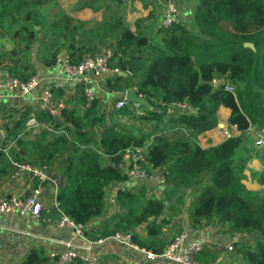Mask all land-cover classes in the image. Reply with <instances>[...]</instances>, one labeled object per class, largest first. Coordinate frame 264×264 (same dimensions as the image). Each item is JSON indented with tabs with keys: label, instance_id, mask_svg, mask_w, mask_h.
<instances>
[{
	"label": "trees",
	"instance_id": "trees-1",
	"mask_svg": "<svg viewBox=\"0 0 264 264\" xmlns=\"http://www.w3.org/2000/svg\"><path fill=\"white\" fill-rule=\"evenodd\" d=\"M148 20H136L133 31L119 11H109L100 22L81 21L59 9L55 0H0V37L13 46L0 55L1 60L29 55L41 33L57 43L43 53L46 67L56 64L65 47L76 62L85 52L94 53L95 47L86 43L115 41L112 67L127 72L137 57L140 61L130 78L114 75L106 80L107 86L123 94L134 88L147 100L149 107L140 105L143 115L136 117L140 124L159 125L170 118L171 126L183 131L170 138L144 135L141 126L137 135L135 129L123 128L118 119L130 114V102L113 111L110 119L96 98L90 107L64 108L61 123L40 110L37 120L52 123L55 132L42 128L33 134L24 127L11 128L9 149L0 151V174L9 171L8 156L19 163L50 167L64 155L66 183L57 194L62 211L86 226L105 216L107 189L114 183L121 185L117 212L85 235L94 242L131 233L135 245L156 255L163 254L176 236L165 238L163 229L173 219L165 217L167 211L185 205L184 191L199 190L188 208L191 227L197 230L218 223L226 233L256 235L253 242L243 238L234 242V248L243 264H264V191L250 189L244 182L249 161L244 158L245 143L253 132L258 138L256 130L264 127V0H196L192 27L173 25L153 34L148 32ZM9 73L21 78L14 68ZM131 76L139 79L131 81ZM216 76L225 77L235 95L223 84L213 86ZM177 103H186L197 113H174L172 106ZM221 107L230 110V136L203 148L197 138L218 127ZM151 141L147 160L164 169L163 199L148 194L146 182L127 186L128 176L119 167L125 149ZM197 259L209 264L214 255L203 251ZM48 260L35 249L22 264Z\"/></svg>",
	"mask_w": 264,
	"mask_h": 264
},
{
	"label": "crops",
	"instance_id": "crops-1",
	"mask_svg": "<svg viewBox=\"0 0 264 264\" xmlns=\"http://www.w3.org/2000/svg\"><path fill=\"white\" fill-rule=\"evenodd\" d=\"M55 1L59 9L64 10L73 18L81 21L100 22L109 11H119L124 17L125 23L133 31L135 30L136 20L149 17L146 24L149 27L148 32H150V34L157 31L164 9L169 3H173L176 6L181 24L186 27H192L191 21L196 4V0ZM0 38L2 42L9 43L6 38ZM86 44L88 47L97 48L96 52H102L108 47L114 49L116 45L115 41H107L104 43L100 41H90ZM56 46L57 43L50 35L41 33L36 45L29 55L18 56L14 59L2 62L1 65H3L4 68L8 71L14 68L17 75L21 78L32 73L31 77H35L38 81V86L29 95H21L18 92L14 93L7 89H0V123L8 132L13 127H18V129L24 127L26 131H31L33 134L38 133L42 129L35 130L32 127L28 129L27 124L39 113L42 95L49 90L55 93L53 104L56 105L63 100L67 107L77 109L84 108L85 100H83L82 85L67 79L60 65L55 64L51 67H46L43 64L42 57L44 51H52ZM64 53H67L66 47L61 50L60 55ZM111 77V74H104L99 78L91 79L88 83L89 86L93 88L96 99L100 100L107 119H110V115H112L113 111H116L114 106L123 97L122 92L115 91L107 86L106 80ZM125 78L128 79L130 77L128 75ZM128 109L130 110V114L120 116L118 121L123 126L125 123L130 124V126L135 129L134 134L136 135L140 126L142 127V133L144 135L154 133L169 137L170 135L181 136L183 133V131L178 130L177 127L171 126L168 122L170 118H166L165 122L159 125L149 122L140 124L136 117L143 115L139 114L140 112L143 113V108L138 107L136 103H132L128 105ZM219 115L220 123H222L223 126H218L216 129L198 136L197 140L201 147L208 148L218 145L225 140L226 137L223 134V130H229L227 120L230 116V110L221 107L219 109ZM59 117V115L54 117L57 123H61ZM47 125L50 132L54 133L53 124L48 123ZM23 133L24 129L21 130V135ZM253 133L251 135H253ZM154 134L152 136H154ZM11 144H13V142ZM64 164L65 156L62 155L49 167L54 178V183H36V181L26 173H21L17 177L12 178L10 175V166L9 171L0 174V199L29 196L34 189L38 188L40 190V198L46 206V209L42 212V217L52 219L49 222L34 218L30 215L16 216L0 213V263L22 264L30 252L35 249L42 250L49 258L51 254L62 252L65 249V242L67 241L72 242L73 249L77 253H86V247L89 245L88 242H92L91 240L88 238L87 240H83L75 235L73 229L58 227L54 222L59 216L54 206L55 201H57V194L59 189L66 183L63 172ZM146 183L148 194L163 199L164 195L161 192L165 189L160 187L157 188L153 182ZM120 187L122 186L114 183L107 189L106 214L86 225L84 227L85 233L86 231L90 232L100 227L107 217L117 212L116 194ZM198 193H200L199 190L184 191L183 197L185 198H183L182 201L185 202L186 198L189 197V199L194 201ZM108 194H111V200H109V202ZM188 208L189 204L187 202L185 205H181V207H176L175 212L167 211L165 217L168 219L172 215L173 219L171 223L163 229L165 238L169 239L173 235L177 236L179 233H185L187 235L185 244L194 240H199L204 243V252L214 255V261L209 264H219V262H222L221 264H237L239 262L240 264L242 259H240L241 257H239L240 255L238 252L234 251L230 253L226 250L225 245L230 243L234 244L235 239L241 237V235L226 233L218 223L197 230L193 229L189 222ZM219 245L222 246V249L218 251L217 247ZM92 253L99 256V264H175L170 261H148L143 253L126 248L112 241H103L93 245ZM234 261H237V263ZM44 264L52 263L48 260ZM73 264L83 263L77 260Z\"/></svg>",
	"mask_w": 264,
	"mask_h": 264
},
{
	"label": "built area",
	"instance_id": "built-area-1",
	"mask_svg": "<svg viewBox=\"0 0 264 264\" xmlns=\"http://www.w3.org/2000/svg\"><path fill=\"white\" fill-rule=\"evenodd\" d=\"M181 24L179 18V12L173 3L167 4L162 15L161 22L158 24V29L171 27L173 25ZM114 54V49L106 48L102 52H85L80 61H74L69 53L60 55L56 61V65H60L63 74L70 81H74L83 86V94L85 96L84 107H90L96 98L95 92L92 87L89 86V82L93 78H99L104 74H111L112 76L119 74V69L111 66V59ZM224 85L226 91L235 95L234 86L225 78L216 76L212 80L213 86ZM38 86V81L35 77H30L26 80L19 77L12 76L9 71L0 64V89H7L11 92H18L21 95H29ZM134 89V88H132ZM135 90V89H134ZM55 93L53 91H46L41 98L40 110L49 112L52 116H58L60 112L67 107L65 101H60L56 105L53 104V98ZM128 100L123 94V97L115 104L116 110L122 109L128 105ZM138 107L141 104L136 103ZM175 112L188 111L192 114H196L197 111L192 109L186 103H177L172 106ZM139 114H143L140 112ZM28 129L48 128L47 124H43L34 117L27 124ZM55 132V131H54ZM257 140L255 144L257 146H264V127L260 130H256ZM223 134L225 137H229L230 133L224 129ZM9 139V133L7 129L0 123V151H8L9 146L7 141ZM151 142L146 143L143 146L128 147L122 154V159L119 167L127 174L128 182H153L156 187L165 186L166 178L163 168L153 167L149 165L147 160V152ZM10 163V175L12 178L17 177L21 173H26L36 181V183H54V178L49 167H36L29 164H23L14 161L8 156ZM123 187V186H122ZM55 209L58 213V218L54 220L55 225L61 228H71L79 238L87 240L85 235V226L76 224L71 220L61 209L58 201H55ZM46 209L45 204L40 198V190L34 189L29 196L23 197H11L0 199V213H6L16 216L30 215L34 218L44 221H51L50 218H43L42 212ZM187 235L181 233L177 235L167 246L163 254L156 255L143 248H139L132 242L131 233H115L108 238L99 239L98 241L88 242L86 247V253L79 254L73 249L71 241L65 242V249L57 254H51L49 260L52 264H73L79 260L83 264H99V256L92 253L93 245L101 243L103 241H112L123 245L126 248L139 251L144 254L148 261H170L175 264H201L197 256L199 253L205 251L204 243L199 240L191 241L185 244ZM243 236L236 238L234 242L242 239ZM226 250L230 253L235 251L234 244L230 243L225 245ZM222 246L219 245L217 250H221ZM2 264V263H0Z\"/></svg>",
	"mask_w": 264,
	"mask_h": 264
},
{
	"label": "rangeland",
	"instance_id": "rangeland-1",
	"mask_svg": "<svg viewBox=\"0 0 264 264\" xmlns=\"http://www.w3.org/2000/svg\"><path fill=\"white\" fill-rule=\"evenodd\" d=\"M191 24H192V21H191ZM12 48H13V46L10 42L9 43L8 42H2V40L0 38V55H2L4 52H6ZM108 48H110V47H108ZM100 49H102V48H100ZM111 49H113V48L111 47ZM96 50H97V48H95L93 51L95 52ZM6 61H7V59H5V58H3V60L0 59V64H2V62H6ZM131 77L134 78L131 81L138 79V76H131ZM135 77H137V78H135ZM130 104H132V102H130ZM123 128H125V129L129 128V129L134 130L133 127L130 126V124H126V123L124 124ZM229 133H231V132H229ZM169 137L170 138H177L175 135H170ZM256 139L257 138L255 135H250V137L247 138V141L245 143V146L247 147V154L245 155L244 158L246 160H249V161L247 163V168L245 170L246 179H244V182L250 189L264 191V183H260V180H259V179L264 180V146H256L255 145ZM189 198H186L184 203L186 204L188 202L189 207H190V204H192L193 200L189 199ZM109 200H111V194H108V202H109ZM255 237H256V235L250 234V235H243L242 238L245 241L253 242ZM234 262L237 263V261H234ZM221 263L222 262H219V264H221ZM237 264H239V262ZM240 264H243L242 261H240Z\"/></svg>",
	"mask_w": 264,
	"mask_h": 264
},
{
	"label": "water",
	"instance_id": "water-1",
	"mask_svg": "<svg viewBox=\"0 0 264 264\" xmlns=\"http://www.w3.org/2000/svg\"><path fill=\"white\" fill-rule=\"evenodd\" d=\"M245 46H246V47H251V48L253 47L251 44H245ZM139 61H140V57H137V58L133 61V63L130 65V67H129V69H128L127 72H121V71H120L118 75L123 76V77H127L128 75L133 74L134 68H135V66L138 64ZM125 97L127 98V100H128L129 102H132V103H139V104H141V105H146V106L149 107V103L147 102V100H146L144 97H142L141 95H138L137 92H136V90H134V89H132V88L127 89V90L125 91ZM218 126H223V124H222V123H219ZM129 185L135 186V185H137V183H136V182H133V183H127V186H129ZM160 188L165 189V186H160ZM166 204H167V203H166Z\"/></svg>",
	"mask_w": 264,
	"mask_h": 264
}]
</instances>
